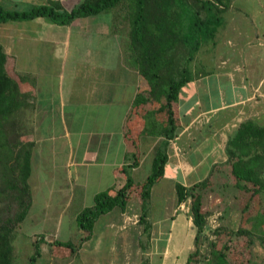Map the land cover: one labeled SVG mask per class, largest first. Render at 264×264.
Returning a JSON list of instances; mask_svg holds the SVG:
<instances>
[{
	"label": "rangeland",
	"instance_id": "374dc122",
	"mask_svg": "<svg viewBox=\"0 0 264 264\" xmlns=\"http://www.w3.org/2000/svg\"><path fill=\"white\" fill-rule=\"evenodd\" d=\"M48 1L0 0V3L7 9H16L24 3L47 4ZM59 1L71 10L82 0ZM258 21H264V0L234 1L232 9L224 15L215 42L204 44L192 66L199 73H211L208 91L199 94L194 82L186 84L181 91V97L187 101L184 110L191 109L198 100L204 102L196 110H190H194L193 114L210 106L218 107L224 97L222 91L225 99L231 101V79L225 76L221 81L218 74L233 71L236 64L242 66L250 80L251 74L255 78L264 74V40L247 44L246 38V26L252 28ZM248 33L253 31L249 29ZM128 40L129 26L121 11L80 19L68 27L44 19L0 24V44L10 59L9 74L18 81L24 77L20 83L27 88L26 96L38 94L37 103L33 105L29 100L31 106L29 103L22 114L24 132L33 135L38 145L30 179L34 205L26 221L17 226L14 264H30L38 237H45L46 243L41 246L37 264H208L212 241H218L220 248L229 246L227 254L232 264H264V240H261L264 194L255 195L244 211L248 203L246 196H237V185L228 174L220 172L217 176V172L213 178L209 159L203 166L179 167L182 174L176 165L172 166L171 174L167 173L154 187L149 204L150 236L144 233V225L140 223L141 201L132 200L125 212L116 209L103 216L92 238L86 240L88 233L80 230L77 217L93 206L94 196L114 181L107 163L118 144L116 130L120 119L135 93L138 76L125 63ZM216 77L221 84H217ZM73 82L72 91H68ZM257 102L261 108L250 117L243 114L242 119L255 117L264 124V99ZM110 103L114 104L107 114L109 109L103 105ZM203 118L201 126L216 125L208 121L210 115ZM233 124L226 128L227 135L235 133ZM156 144L152 141L144 144L142 165L133 174L137 185H143L152 173V159L159 143ZM203 145L201 150L205 149ZM223 149L217 164L220 169L226 164L227 153ZM192 152L189 150L188 154ZM211 177L213 188L194 189ZM1 181L0 177V186ZM178 183L188 194L205 196L208 224L205 236L198 242L190 209L192 198L178 203ZM16 212L17 205L11 197L0 198L2 222ZM218 230H222V236L217 239ZM240 230L244 231L241 236ZM56 240L74 243L77 251L71 254L66 248H54Z\"/></svg>",
	"mask_w": 264,
	"mask_h": 264
},
{
	"label": "trees",
	"instance_id": "16d2710c",
	"mask_svg": "<svg viewBox=\"0 0 264 264\" xmlns=\"http://www.w3.org/2000/svg\"><path fill=\"white\" fill-rule=\"evenodd\" d=\"M234 1L82 0L71 10H67L59 0L28 5L24 9H7L0 3V24L44 19L68 27L80 19L114 11L123 12L127 20L129 40L126 44V63L134 67L141 78L125 128L126 143L132 153H128V164L123 168L125 184L117 190L110 188L97 193L94 205L77 217L80 230L88 233L86 240L92 238L96 224L103 216L116 209L125 212L132 200L141 201L140 223L144 225V233L150 236L152 224L148 217L153 188L165 175L170 141L176 138L180 130V93L186 84L195 79L192 66L204 44L215 41L224 24V15L233 7ZM9 61L0 44V198L11 197L12 203L17 205L13 217L3 222L0 219V264H14L16 229L28 218L34 201L30 185L33 142L31 134L24 132L22 118L30 98L25 95L20 83L24 77L18 81L9 74ZM141 137L164 139L156 148L152 173L143 185H137L132 171L140 163L139 152L135 150L140 148ZM226 153V164L221 169L215 165L212 176L214 178L217 172V176L222 172L233 179L238 188L237 196H246L248 201L243 209L245 211L255 195L264 194V124L252 119L241 123L230 137ZM213 178L200 182L194 189L213 188ZM176 189L180 205L192 198L190 209L198 242L205 236L208 224L204 212L205 196L195 192L188 194L180 183ZM221 231L216 232L217 239L222 236ZM243 232L238 231V235L241 236ZM261 240H264V236H261ZM249 242L253 243L252 240ZM45 243V237L35 240V252L30 264H37L41 257V246ZM210 245L208 264H232L227 254L228 245L220 248L218 241H212ZM53 246L56 249L66 248L71 254L77 251V246L72 242L56 240Z\"/></svg>",
	"mask_w": 264,
	"mask_h": 264
},
{
	"label": "crops",
	"instance_id": "0c3cea01",
	"mask_svg": "<svg viewBox=\"0 0 264 264\" xmlns=\"http://www.w3.org/2000/svg\"><path fill=\"white\" fill-rule=\"evenodd\" d=\"M27 5H42V4L24 3V4H21L20 7L16 8V9H24ZM233 6H234V4H233ZM258 22H259V24L255 25L256 27L255 26L252 27L250 25L252 27V28H250L248 25L246 26V29H247L246 38H248V40H249V41H247V44H253L254 40L257 42H261L264 40V21L263 22L258 21ZM230 28H232V27L230 26ZM237 28H239V27H237ZM249 29H251L253 31V33H251V34L248 33ZM251 52L252 51H248V53H251ZM262 52H264V51H262ZM223 64H225V66L227 65L226 62H224ZM126 65L128 67H130L131 69H133L136 72L138 77H137V83H136V87H135L134 97H133L132 101L130 102V105L125 107L126 111L124 112V114L122 115V117L120 119L119 128L116 130L118 133V144H117L115 150L111 152V155H113V157H111L112 160L109 161V163H107V165L112 168L111 172H112L113 177H114V181H113L112 185L110 187H108V189L113 188L116 190L121 188L126 182V176L123 172V168L126 164H128V156H127L128 153L129 154L132 153L129 150L128 143H126V134H125L126 133V129H125L126 128V120H127V117L129 115L131 109L134 107V102H135L136 96L139 92V88H140V84H141V78L139 76L138 71L134 67L129 66L127 63H126ZM194 66H195V64H194ZM241 68H242L241 65L236 64L235 67L233 68V71H227V72L223 71V73L218 74V77L221 78V81H222L223 77H225V76L229 77L231 79L230 82L233 85L232 100L227 101L225 99L224 91H222V95L224 97H221L222 101L218 107L210 106V108H205V110L199 108L200 111L198 113L193 114L194 110H196V108L199 106V104L203 103L204 100L201 102L198 100L199 95H197V91H196L195 92V94L197 95L196 102L198 100V103H196L191 108V109L194 108L193 112L190 111L191 110L190 108L188 110H184V107L187 106V101H184V99L181 97V93H180V98H179L180 130H179V133L176 136V138L174 140L170 141V145H169V149H168L169 160H168V164L166 165V168H165V175H164L163 179L166 177L167 173L169 175L171 174V171H172L171 167L172 166L176 165L177 169L179 167H181V169H185V165H187V166H189V165L203 166L205 164L204 161L208 160V159L210 161L212 160V163H211L212 166H211V169L209 170L210 172H212L213 166L218 164V162H219L218 160L221 157V154H222L221 149L224 148L223 152L225 154L226 151H224V150H226L228 141H229L230 137L232 136V134L227 135L226 128L228 127V125L231 124V122H232V124L234 123L233 127H232L233 128L232 131L236 132V130L238 129V127L241 123H243L246 120H249L246 118H245L246 120L242 119L243 114H249V117H250L254 110L257 111V109L261 108V105L257 102V100L258 99L260 100V98L264 99V74H259L258 77H256V78L253 76V74H251L250 76L253 79L250 80L248 75L246 73H244V71H242ZM193 72H194V74H196L195 75L196 77L192 82H194L197 85L198 93L201 94L202 92L203 93L207 92L208 91L207 87L210 84V82L212 81L211 73H206V74L199 73V70H197V68H195V67L193 68ZM240 72L242 74H240ZM235 73H237V74H235ZM33 79H35V78H33ZM216 80H217V84H221V82L219 81V79L217 77H216ZM204 81H206L207 84L204 85L203 84ZM248 82L250 85H248ZM35 84H38V82H35ZM73 86H74V82L71 85V88L69 87L67 90L72 91ZM22 89H23V92L26 94L27 88L25 85L22 86ZM29 90H32V89H29ZM27 95L31 100L30 102L33 105H35L38 101V94H35V95L34 94H27ZM33 99L35 102H33ZM207 100H209V99H207ZM52 102L55 103L54 100H52ZM31 103H30V105H31ZM113 104L114 103H110L109 105H103V106L107 107V110L109 109L107 114H110V110H111V107L113 106ZM208 115H210V119L208 121L212 120V122H214L216 125L211 126V124L210 125L208 124V127L206 128L205 124H203V126H201L202 124L200 123V121L204 119L203 118L204 116H208ZM211 116H214L215 120L211 119L212 118ZM250 119L256 120L255 117H251ZM224 131H226V132H224ZM223 137H225V138H223ZM30 138H31V142H33V155H34L35 147H36V144L38 145V142H37V140L35 141V137L33 135L30 136ZM163 139H164V137H160V138L141 137V139L139 141V147L140 148L138 150H135V151L139 152L140 163H139L138 167L133 169L132 176H133V174L138 172L139 168L142 165V157L144 155L143 147H144L145 142L152 141V142L158 144ZM224 141H225V143L223 145ZM203 144H205L206 146H205L204 150H201V147H204ZM189 150L193 151V152L191 154H188ZM135 151H133V152L135 153ZM189 155H190V157H189ZM154 157H155V154L153 156V159H154ZM153 159H152V162H153ZM227 160H228V156L226 154L224 162H227ZM113 162H115L116 164L112 165L111 163H113ZM32 164H33V157H32ZM181 169L179 168V171L182 174ZM117 183H119V186L116 185ZM30 185H31V182H30ZM108 189H106V190H108ZM33 195H34V192H33ZM33 205H34V201H33Z\"/></svg>",
	"mask_w": 264,
	"mask_h": 264
}]
</instances>
